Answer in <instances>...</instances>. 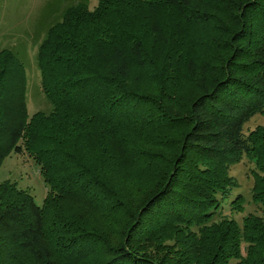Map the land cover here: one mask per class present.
<instances>
[{"label": "trees", "instance_id": "obj_1", "mask_svg": "<svg viewBox=\"0 0 264 264\" xmlns=\"http://www.w3.org/2000/svg\"><path fill=\"white\" fill-rule=\"evenodd\" d=\"M33 58L50 108L28 116L0 48V163L25 151L48 189L0 182V264H264V123L243 131L264 115V0L77 1ZM243 156L261 214L238 222Z\"/></svg>", "mask_w": 264, "mask_h": 264}, {"label": "rangeland", "instance_id": "obj_2", "mask_svg": "<svg viewBox=\"0 0 264 264\" xmlns=\"http://www.w3.org/2000/svg\"><path fill=\"white\" fill-rule=\"evenodd\" d=\"M84 1L89 9L96 0H0V48L11 49L23 62L26 76V111L30 116L37 110L50 108L39 87V72L34 63L36 43L42 38L46 27L57 17L65 5ZM264 123V115L252 116L244 125L247 133L256 125ZM252 162L245 156L229 167L228 173L237 182L231 193H239L243 199L241 212H224L236 221L247 213L261 214L259 203H253L249 189L253 178ZM7 180L31 195L35 204L40 205L47 192V185L39 172L38 164L25 151H11L0 163V182ZM229 198L226 202H228ZM258 204V205H256Z\"/></svg>", "mask_w": 264, "mask_h": 264}]
</instances>
